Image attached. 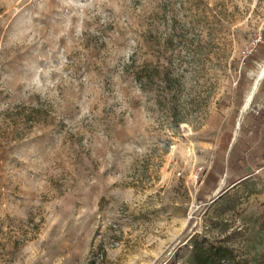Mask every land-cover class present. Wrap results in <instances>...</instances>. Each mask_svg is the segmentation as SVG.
<instances>
[{
	"label": "rangeland",
	"instance_id": "1",
	"mask_svg": "<svg viewBox=\"0 0 264 264\" xmlns=\"http://www.w3.org/2000/svg\"><path fill=\"white\" fill-rule=\"evenodd\" d=\"M258 36L264 0H0V264H181L233 228L264 264Z\"/></svg>",
	"mask_w": 264,
	"mask_h": 264
},
{
	"label": "trees",
	"instance_id": "2",
	"mask_svg": "<svg viewBox=\"0 0 264 264\" xmlns=\"http://www.w3.org/2000/svg\"><path fill=\"white\" fill-rule=\"evenodd\" d=\"M256 60H264V42H259L256 49L246 56L244 66L250 67ZM242 74L245 76V71ZM259 90L264 91V79L259 83ZM251 126L252 123L249 124V128ZM231 138L232 130L230 129L225 132V148L229 147ZM241 157L242 154L237 147L232 145L228 156L229 161L237 164ZM212 178L216 183L218 178L215 175H212ZM223 196L224 193L219 198ZM242 235L244 234L241 229L235 228L228 233L221 234L220 232L215 236L208 235L206 232L194 233L190 238V246L187 248L181 264H246L247 259L257 247L245 239L239 241L237 237Z\"/></svg>",
	"mask_w": 264,
	"mask_h": 264
},
{
	"label": "bare ground",
	"instance_id": "3",
	"mask_svg": "<svg viewBox=\"0 0 264 264\" xmlns=\"http://www.w3.org/2000/svg\"><path fill=\"white\" fill-rule=\"evenodd\" d=\"M263 76H264V63L262 64L260 71L256 74L255 81L253 83L251 91L249 92L246 98V105L251 101L252 94L254 90L256 89L258 82L263 78Z\"/></svg>",
	"mask_w": 264,
	"mask_h": 264
},
{
	"label": "built area",
	"instance_id": "4",
	"mask_svg": "<svg viewBox=\"0 0 264 264\" xmlns=\"http://www.w3.org/2000/svg\"><path fill=\"white\" fill-rule=\"evenodd\" d=\"M261 41V36L255 37L253 39V41L251 42V44L249 45V47H247L244 51V57H246L247 55L251 54L257 47L258 43Z\"/></svg>",
	"mask_w": 264,
	"mask_h": 264
},
{
	"label": "crops",
	"instance_id": "5",
	"mask_svg": "<svg viewBox=\"0 0 264 264\" xmlns=\"http://www.w3.org/2000/svg\"><path fill=\"white\" fill-rule=\"evenodd\" d=\"M263 93H264V91H263Z\"/></svg>",
	"mask_w": 264,
	"mask_h": 264
},
{
	"label": "water",
	"instance_id": "6",
	"mask_svg": "<svg viewBox=\"0 0 264 264\" xmlns=\"http://www.w3.org/2000/svg\"><path fill=\"white\" fill-rule=\"evenodd\" d=\"M259 83V82H258Z\"/></svg>",
	"mask_w": 264,
	"mask_h": 264
}]
</instances>
